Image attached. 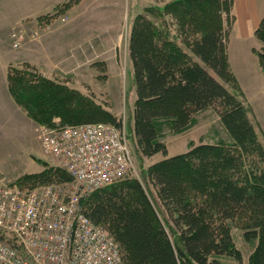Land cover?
<instances>
[{"label": "trees", "instance_id": "1", "mask_svg": "<svg viewBox=\"0 0 264 264\" xmlns=\"http://www.w3.org/2000/svg\"><path fill=\"white\" fill-rule=\"evenodd\" d=\"M78 1L36 19L50 22ZM232 5L233 0H170L159 9L145 7L132 21L127 39L135 92L132 143L143 158L162 157L144 169L147 191L124 175L79 200L81 213L117 245L121 264H264V141L229 65ZM164 15L168 19L160 17L159 23L157 16ZM253 35L261 46L252 52L264 73V17ZM6 85L37 126H54L58 118L61 126L122 127L90 95L25 63L8 66ZM208 110L226 137L206 135L207 142H188L184 151L168 155L165 138L187 132ZM42 165L40 172L8 184L26 191L73 181L61 167ZM237 232L246 257L235 244ZM0 241L16 245L1 231Z\"/></svg>", "mask_w": 264, "mask_h": 264}, {"label": "built area", "instance_id": "2", "mask_svg": "<svg viewBox=\"0 0 264 264\" xmlns=\"http://www.w3.org/2000/svg\"><path fill=\"white\" fill-rule=\"evenodd\" d=\"M38 27L31 31L35 38ZM25 34H11L13 48ZM41 149L72 177L76 191L47 185L20 190L0 178V264H121L115 242L79 209L86 192L134 171L124 123L38 126Z\"/></svg>", "mask_w": 264, "mask_h": 264}, {"label": "rangeland", "instance_id": "3", "mask_svg": "<svg viewBox=\"0 0 264 264\" xmlns=\"http://www.w3.org/2000/svg\"><path fill=\"white\" fill-rule=\"evenodd\" d=\"M167 1L170 0H123V7L126 10L128 19L126 20L125 16L123 20V29L119 31L122 43L119 46L106 47V55L98 58L99 60L101 59V62L94 61L93 59L85 63L57 62L54 64L55 67H53L52 70H50V67L47 66L46 63H41V65L40 62L26 61L21 63L31 66L40 73V75L44 76L45 74H50L67 83L71 88L81 91L84 95H90L94 101L103 104L109 111L120 118L128 132L129 139H127V142L134 165V171L129 176L137 179L143 184L144 169L148 164L160 159L162 155L157 154L148 159L143 158L136 153L132 143L131 110L135 100V92L132 63L127 52V39L132 21L138 13L145 7L159 9L163 3ZM157 17L159 23H161V18L165 20L168 19L165 15ZM58 21L59 19L54 18L52 23ZM35 23H37V25L35 24V27L29 30V34L25 33L26 31L24 32L17 26H13L8 30L1 28L0 54L3 55L4 58L10 59H15L17 55H21L22 50L18 49V47L13 48L12 46L11 34L20 31L28 37L31 31L37 28V26L43 29L45 26L49 25V22L45 23V20L40 21L35 19ZM170 33L172 36L173 31ZM254 41L255 48L253 49H258L261 43L258 42L255 37L253 39V42ZM228 42L229 37L227 40V48ZM27 54L30 58L34 57V51L32 50L27 52ZM242 57L244 59L242 62L244 68L247 69L234 70L235 74H237L235 78L240 92L243 95L242 101L253 123L256 135L259 141H264V73L260 70L257 58L253 52L251 55L243 54ZM19 64L20 63H17L16 65ZM16 65L14 64V66ZM198 119V124L187 132L176 136H167L165 138L164 142L167 145L168 155H174L184 151L188 142L192 144L207 142L208 139H206V135L211 136L215 133L217 136L214 137L216 138L226 137L217 116L211 111L208 110L200 113ZM53 121L55 124L61 125L58 118H54ZM42 161H46L49 166L61 167L57 161L50 160L44 155L38 140V126L20 107L11 102L9 97L7 98L6 93L3 94L0 92V178H2L4 182L11 184V182L20 175L40 172L43 169ZM60 187L65 189L66 193H69L71 190L76 191L77 188L73 181ZM144 188L147 191L145 184ZM87 193L88 192H86V195ZM234 239L235 244L242 249L246 257L247 250L240 238L239 232L235 234Z\"/></svg>", "mask_w": 264, "mask_h": 264}, {"label": "crops", "instance_id": "4", "mask_svg": "<svg viewBox=\"0 0 264 264\" xmlns=\"http://www.w3.org/2000/svg\"><path fill=\"white\" fill-rule=\"evenodd\" d=\"M66 1L0 0V29L17 26L29 34V30L37 25L35 19L38 16L57 12L55 8ZM231 15L233 23L227 51L230 67L236 77L234 70L247 69L242 63V55H251L255 48L253 32L264 17V0H234ZM125 16L127 20L123 0H79L62 13L59 12L55 17L59 19L58 22L52 23L54 18H51L49 25L43 29L37 26L39 33L35 38L25 36L18 47L22 50L20 57L17 55L15 59H10L0 54V92L6 93L13 102L7 91L6 70L17 63H46L52 70L57 62L85 63L92 59L101 62L98 58L106 55V47L121 45L119 31L123 29ZM31 50L34 51L33 58L27 54Z\"/></svg>", "mask_w": 264, "mask_h": 264}, {"label": "bare ground", "instance_id": "5", "mask_svg": "<svg viewBox=\"0 0 264 264\" xmlns=\"http://www.w3.org/2000/svg\"><path fill=\"white\" fill-rule=\"evenodd\" d=\"M69 126V125H68Z\"/></svg>", "mask_w": 264, "mask_h": 264}]
</instances>
